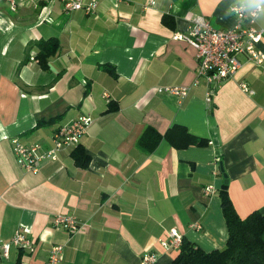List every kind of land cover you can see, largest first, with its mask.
I'll return each mask as SVG.
<instances>
[{
  "label": "crops",
  "instance_id": "1",
  "mask_svg": "<svg viewBox=\"0 0 264 264\" xmlns=\"http://www.w3.org/2000/svg\"><path fill=\"white\" fill-rule=\"evenodd\" d=\"M12 1L0 0V243L20 229L32 249L12 248L0 264H45L54 245L63 246L60 264H140L145 253L170 264L177 250L160 242L173 228L204 251L221 249L224 187L240 218L264 213V64L240 55L234 78L213 87L196 78L195 51L175 39L197 17L232 27L239 3L261 6L243 26L264 28V0H99L91 14ZM48 39L59 49L43 69L37 43ZM164 86L188 95L155 91ZM82 116L93 123L76 147L36 173L16 164L11 138L47 149ZM176 128L208 145L176 148L167 138ZM77 147L86 167L75 163ZM55 215L75 217L82 231L53 228Z\"/></svg>",
  "mask_w": 264,
  "mask_h": 264
},
{
  "label": "built area",
  "instance_id": "2",
  "mask_svg": "<svg viewBox=\"0 0 264 264\" xmlns=\"http://www.w3.org/2000/svg\"><path fill=\"white\" fill-rule=\"evenodd\" d=\"M12 7L14 5L13 1ZM63 5L65 13L82 11L85 14L94 13L98 7L99 0H55ZM154 5V0L149 1ZM262 11L261 6L248 9L243 3L234 4L230 7V14L234 18V25L229 28H221L212 25L211 22L197 17L190 19L187 30L184 33H177L175 39L184 41L195 51L196 78H204L209 85L219 87L226 81L233 79L241 63L238 59L244 55L248 62L261 66L264 64V51L259 45L264 41V28H256L251 25L243 26L244 23H254ZM240 90L248 95L254 92L245 83H240ZM157 93L174 95L185 98L188 89L181 86H164L155 89ZM212 91L207 93V100L210 101ZM93 123L91 117L82 116L69 125L60 127L52 137L50 148L42 149L41 145H24L16 137L11 138L12 153L16 164L28 173H36L39 163L43 160L56 161L63 148L76 147L81 136ZM212 187L205 190L209 194ZM52 226L56 229H63L72 235L82 231V225L77 219L70 215H55ZM193 228H198L196 225ZM183 236L177 229H170L167 238L160 242L166 250H178L182 243ZM12 248L32 249L31 241L20 229L16 230L7 242L0 243V258L5 259ZM63 253L62 245H54L49 249L45 264H60ZM140 264H156V257L151 253H145Z\"/></svg>",
  "mask_w": 264,
  "mask_h": 264
},
{
  "label": "trees",
  "instance_id": "3",
  "mask_svg": "<svg viewBox=\"0 0 264 264\" xmlns=\"http://www.w3.org/2000/svg\"><path fill=\"white\" fill-rule=\"evenodd\" d=\"M167 19L164 16L162 22L172 28ZM37 46L39 50L36 59L46 69L48 60L58 51L59 43L48 39L39 41ZM110 110L114 111L116 107ZM151 132L150 129L146 130L143 138ZM167 138L176 148L208 145L207 141L190 136L182 128H176L175 135ZM174 138L176 142L173 141ZM73 156L77 165L87 166L89 158L78 147ZM225 188L220 192L222 214L227 227V239L223 248L207 252L183 238L170 264H264V213L254 211L245 218H240Z\"/></svg>",
  "mask_w": 264,
  "mask_h": 264
},
{
  "label": "water",
  "instance_id": "4",
  "mask_svg": "<svg viewBox=\"0 0 264 264\" xmlns=\"http://www.w3.org/2000/svg\"><path fill=\"white\" fill-rule=\"evenodd\" d=\"M224 183L227 184L226 176L224 175Z\"/></svg>",
  "mask_w": 264,
  "mask_h": 264
}]
</instances>
